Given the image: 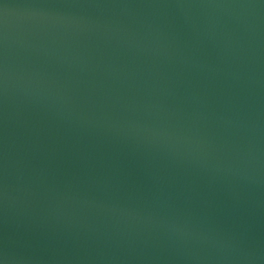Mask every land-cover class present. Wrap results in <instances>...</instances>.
I'll list each match as a JSON object with an SVG mask.
<instances>
[{"label": "water", "instance_id": "95a60500", "mask_svg": "<svg viewBox=\"0 0 264 264\" xmlns=\"http://www.w3.org/2000/svg\"><path fill=\"white\" fill-rule=\"evenodd\" d=\"M0 264H264V0H0Z\"/></svg>", "mask_w": 264, "mask_h": 264}]
</instances>
